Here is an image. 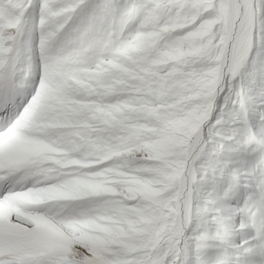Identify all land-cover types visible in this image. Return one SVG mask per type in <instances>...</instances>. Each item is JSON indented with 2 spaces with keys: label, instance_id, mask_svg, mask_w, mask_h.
I'll return each instance as SVG.
<instances>
[{
  "label": "rangeland",
  "instance_id": "1",
  "mask_svg": "<svg viewBox=\"0 0 264 264\" xmlns=\"http://www.w3.org/2000/svg\"><path fill=\"white\" fill-rule=\"evenodd\" d=\"M30 1L0 0V61L16 49L20 66L26 43L16 45L17 34L29 46L37 30L29 28ZM243 1V23L222 87V62L236 11L232 0L43 1L53 34L60 36L61 69L64 60L76 64L75 72L85 77L79 96L91 108L82 109L83 128H77L82 149L67 155L77 162L89 155L93 166L58 168L77 190V180L83 179L100 190L124 189L130 198L97 193L76 204L49 205L53 213L61 207L66 215L81 210L72 215L70 226L88 221V208L95 209V216L102 209L108 214L109 235L79 243L85 251L71 255L78 264H255L264 257V252L238 256L233 251L220 233L217 203L238 193L247 172L250 192L241 209L264 243V0ZM41 26L45 33L47 26ZM25 60H31L29 54ZM98 61L110 69L92 73ZM214 106L191 169L184 230L183 178ZM127 112H138L140 118L130 121ZM137 152L151 160L129 162L128 156ZM67 155L58 159L69 162ZM63 263L55 258L49 264ZM64 264L77 263L69 258Z\"/></svg>",
  "mask_w": 264,
  "mask_h": 264
},
{
  "label": "bare ground",
  "instance_id": "2",
  "mask_svg": "<svg viewBox=\"0 0 264 264\" xmlns=\"http://www.w3.org/2000/svg\"><path fill=\"white\" fill-rule=\"evenodd\" d=\"M43 1L44 0H31L28 6L31 14V20L33 22L29 28L32 26L37 27L35 33L33 32L32 40H28L29 46L27 47V50L31 60L26 61V64H29V69L25 70L22 75L21 72L15 68V66L7 65L3 63V61H0V87L3 88L5 86L14 85L13 89L15 90H17L18 87L22 88L23 91H28L29 87H34L36 89V91H34L36 93L35 97L29 101L16 128L13 131L0 135V167L18 163L20 166H26V168L35 173L36 176L47 175V170L44 168L42 169L37 165H44L45 161L48 162L49 154H53L55 156L63 152L70 154L71 157H73L77 154V148L82 149L79 145L80 138L77 133V128H83L80 123L82 109L86 112L91 110L89 105L86 103L87 101L84 99L82 100L81 96H79L83 90V83H81V81L84 82V79L81 77L84 76H79L78 71V73L75 72L76 64H68L69 61L64 60L63 67L61 69L60 62L63 60V55L57 50L59 48L57 41H59L60 36L56 33V31H54L56 34H53V28L51 27L52 23L50 20H47L42 10ZM232 1L236 5V11L234 14L235 18H233V30L224 52L222 62L223 76L220 82V87H222L221 85L224 83L225 75L231 62V55L237 42L238 33L242 26L245 12L243 0ZM41 25L47 26L48 30L46 32L44 30L45 33L42 32L43 26ZM2 43L4 44V42ZM100 64L101 63L98 61L95 66L90 69V71L93 73L98 70L104 71L106 68L110 69V67L106 64H102L101 66L105 68H101ZM66 66L70 69L69 73H66L68 71ZM65 67L67 68L66 72ZM65 80L66 82L64 83ZM220 91L221 88L218 95ZM98 96H100V94H98ZM112 96L110 94V97H107L109 98V101H111L110 98ZM106 106H108V104ZM97 111L98 109L94 110V112ZM126 115L130 121L138 120L140 118V114L138 112H127ZM210 118H212V115ZM40 119L47 121V123H42V120V122H40ZM88 125L89 127H92L91 123ZM93 129H95V127H93ZM204 140L205 131L202 129V131L198 134L194 152L188 160L183 178L182 197L180 199V216L183 219V225L186 220L184 218L186 197H188L186 194L190 188L191 169ZM60 147L63 148L62 152L59 149ZM89 160V155H86L78 162L73 159L70 164L71 166L81 165L82 169H90V167L93 166V163L91 161L89 162ZM128 160L129 162H134L140 165L145 161L151 160V157L149 154L137 152L128 156ZM46 179L47 180L43 179L46 186L42 191H38L37 185L35 184L39 181L37 178H32L27 182L20 181L19 185L21 187L26 185L30 190H32L34 195L38 197L36 199L37 201H39V198L41 197V201L55 200L64 204L67 201L74 202L81 198H89L90 195L97 193H104L110 198L115 196L130 199L124 189L115 188L100 190L97 184L87 182L83 179L77 180V183L80 185V189L78 190L75 189L76 182L59 178L58 176H46ZM248 180V173L243 172L240 183L241 187L237 191L238 193L236 195H230V197H223L217 202L218 210L222 214L221 226L223 229L220 233L226 239L227 243L230 244L231 248H233V251L238 253V256H250L257 254L258 252H264V243H262L257 234H255V231H258L257 226L246 221L245 212L241 209V205L244 200H246V195L249 191L248 189H250L245 186V183ZM9 187L10 191L15 188V184L12 181H9ZM27 195L28 194H21V196ZM20 199L21 198H12L10 202L3 201L4 206L1 207V209L4 211V214L1 217L7 218L5 220H10L14 209V207L10 205L20 208L21 206L16 202ZM94 210L95 209L88 208L85 213L86 216H90V219L88 221H75L76 223L73 224L74 226H70V223L65 224L63 220L57 218L59 216L45 218L44 216L38 214H23L22 220L26 223L38 226H51L58 229L62 232V234L68 238L70 237V239L74 242L75 245L72 246V250L75 253H80V250H85L79 243L82 244L83 242L88 243L99 240L101 241L103 237L101 238L100 235L102 233L107 236L109 235L110 229H107L105 226L108 224V214L102 209V212L99 211V216H95ZM109 220L111 219L109 218ZM185 229L186 227L184 225V230ZM29 237V235H26L16 241L17 244L24 243V246L20 247L24 248L23 252L25 253L23 261L18 264H37L43 259L41 257H44L40 256L38 257L39 259H37L30 256V252L25 251V246H44L46 243V249L50 252L48 255L54 253L53 250L59 245L63 246L62 240H49L48 242L43 243V240H32ZM260 257L261 258L256 260L255 264H264V257ZM53 259L55 260V258H51L50 261L45 264H49L53 261ZM56 260H58V258H56ZM172 264H177V262L174 261Z\"/></svg>",
  "mask_w": 264,
  "mask_h": 264
},
{
  "label": "water",
  "instance_id": "3",
  "mask_svg": "<svg viewBox=\"0 0 264 264\" xmlns=\"http://www.w3.org/2000/svg\"><path fill=\"white\" fill-rule=\"evenodd\" d=\"M208 123H209V121L205 124L204 129H205V127L208 125Z\"/></svg>",
  "mask_w": 264,
  "mask_h": 264
}]
</instances>
